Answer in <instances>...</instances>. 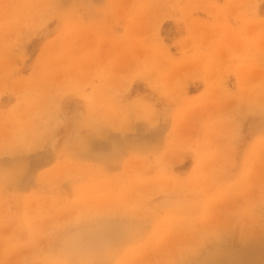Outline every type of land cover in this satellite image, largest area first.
Masks as SVG:
<instances>
[{"label":"rangeland","instance_id":"1","mask_svg":"<svg viewBox=\"0 0 264 264\" xmlns=\"http://www.w3.org/2000/svg\"><path fill=\"white\" fill-rule=\"evenodd\" d=\"M0 175V264H264V0H0Z\"/></svg>","mask_w":264,"mask_h":264},{"label":"bare ground","instance_id":"2","mask_svg":"<svg viewBox=\"0 0 264 264\" xmlns=\"http://www.w3.org/2000/svg\"><path fill=\"white\" fill-rule=\"evenodd\" d=\"M86 139H89L88 137H86L85 139H84V137H83V139L82 140H86ZM87 143H89V141L87 140ZM100 146V145H99ZM84 148V153H87V154H91V153H97L96 151H93V150H90L88 147H83ZM100 148H101V146H100ZM88 149V150H87ZM99 150H102V149H99ZM102 154V153H101ZM1 173H4L5 174V172H4V170L3 169H1ZM0 178L2 179L1 181L4 183V179H6V177L4 176V175H0ZM9 179L10 180H12V182L13 183H16V181H19V179H20V177L19 176H9L8 178H7V180L9 181ZM22 188H23V185H22Z\"/></svg>","mask_w":264,"mask_h":264}]
</instances>
